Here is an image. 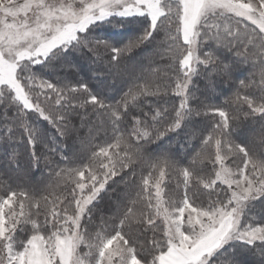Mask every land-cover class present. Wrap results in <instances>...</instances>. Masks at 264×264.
Instances as JSON below:
<instances>
[{
	"label": "snow or ice",
	"instance_id": "obj_1",
	"mask_svg": "<svg viewBox=\"0 0 264 264\" xmlns=\"http://www.w3.org/2000/svg\"><path fill=\"white\" fill-rule=\"evenodd\" d=\"M113 17H143L140 34L124 43L95 35V29L112 23ZM149 44L154 47L144 61L154 63L163 48L172 61V75L158 79V70L146 72L144 66L128 70V61ZM77 58L104 70L94 71V76L110 75L109 90L116 86L119 99L113 103L94 92L82 76L75 83L54 82L35 70L42 65L55 71L53 61H60L59 67L78 74ZM198 65H209L211 72ZM245 65L258 70L259 83L233 80ZM199 76L207 81L206 96L190 90ZM218 84L236 89L225 101L237 105L232 115L225 106L208 102ZM169 97L179 98V103ZM0 106H15L17 115L9 118L7 127L24 133L0 136V145L8 146L7 162L18 168L21 154L14 141L26 138L28 163L39 166L43 161L46 167L54 166V172L59 167L55 156L61 154L57 148L65 147L44 142L30 114L47 121L60 137L72 131L74 118L83 122L93 115L91 138L114 140L93 151L87 163L56 172L70 179V199L59 210L56 205L63 201L53 200L42 220L34 197L29 199L38 210L25 211L26 192L9 190L0 197V264H240L225 249L233 241L255 246L262 258L259 264H264V222H250L247 214L253 201L264 198V0H0ZM209 114L219 119L204 136L207 128L198 127V118ZM248 118L259 123V144L231 138L239 122ZM181 129L188 143L202 140L183 168L167 152L149 151V145ZM204 160L212 165L207 176L200 175ZM137 168L151 171L137 182ZM165 169L184 177L179 201L163 199ZM153 172H158L154 179ZM190 177L206 190V203H197ZM109 180L125 185L124 201L117 203L111 221L114 234H90L94 202L104 199ZM41 199L47 202V197ZM138 203L143 205L139 214L133 210ZM142 237L150 243H140ZM82 245L87 251H81Z\"/></svg>",
	"mask_w": 264,
	"mask_h": 264
},
{
	"label": "trees",
	"instance_id": "obj_2",
	"mask_svg": "<svg viewBox=\"0 0 264 264\" xmlns=\"http://www.w3.org/2000/svg\"><path fill=\"white\" fill-rule=\"evenodd\" d=\"M111 20L112 23L104 22L102 26L97 27L95 29V35L111 40L113 43H124L129 38L140 34V22H142L144 18L113 17ZM113 23L120 24L122 26L113 27ZM153 47V45L149 44L144 48L138 49L133 57L128 61V70L136 72L140 71V68L144 66L143 70L146 72L158 70L160 73V77L158 79H162L164 73L172 75L173 73L169 70V65L172 64V61L169 58V54L163 48L161 49L162 55L154 57V63L149 65L144 61L143 57L147 55L144 53L151 52ZM75 62L76 67L79 69L78 74L75 69L59 67L60 61H53V65L56 69L55 71L52 68H45L42 65H36L35 70L42 71L45 78L51 79L54 82L57 79H68L75 83L82 76L85 81L89 82V86L94 92L102 93L109 101L116 98L119 99V92L116 86H112L111 90H109V86L112 85V78L110 75H93L94 71H104L103 69H96L95 66L90 65L87 60L77 58ZM197 67L207 68L208 71L211 72L209 65H198ZM253 72L257 73L255 77H253ZM236 79H255V81L259 83L258 70H248V66L245 65L243 68L238 69L234 74L233 80ZM195 89H199V91L196 92L197 95H208L207 81L202 76L193 78V84L190 85V90ZM125 91H127V89H125ZM235 91L236 89L231 85L218 84L216 90L208 96V102L217 106H225L229 111V114L232 115L237 105L233 103L231 106H227L225 105V101H227L229 97H232ZM140 99H143V97ZM149 99L154 101L156 98L149 97ZM169 99H174L177 104L179 103V98L169 97ZM111 102L114 103L115 101ZM81 111L83 112L85 110L82 109ZM145 111H147V109H145ZM16 115L17 112L15 106L6 110L0 106V136L7 133L12 137H23L24 133L22 129L16 128L9 132L7 127L9 118H14ZM30 119L33 124L41 130L43 134L42 140L44 142H47L50 145L53 144V142H55L56 145H65V147L57 148V151L61 152L60 155L55 156V160L59 167H56L54 172V166L49 165L46 167L43 161H41L39 166H31L27 160L26 138L22 141H14L17 150L21 154V157L18 158L19 168L17 167V163L9 164L7 162V144L0 145V179L6 181V183H0V197H6L9 190L26 192L28 196L23 198L25 211L35 213L38 210L35 202L29 199V197H34L35 201H39V211L41 212V215L38 219L42 220L43 213L45 211H50L53 207V200H56L59 197L60 200L63 201V203H58L56 205L59 210L63 208L64 204L67 203V200L70 199V197L67 196V190L71 187L70 179L67 177H58L56 172H59L60 168L78 167L81 164L87 163L88 157L93 151H98L100 146H106L107 143H114V140L109 139V137L101 136H97L95 139L91 138L90 129L92 128V123L96 122V117L93 115L86 116L83 122L80 117L74 118L71 125L72 131L64 137H60L56 133V130L47 121L39 119L34 114H30ZM218 119V117H213L210 114L198 118L200 121L198 127L207 128V131L203 133L204 136H207L208 132L211 131V125ZM258 120L259 118L257 117V121ZM89 121L92 123H89ZM185 131V129H181L178 132L170 133L161 141L149 145V151L152 152L153 155H160L167 152L173 160L179 162L182 168L188 167L191 157L195 155V152H192L194 147L196 148V151H199L202 140L199 138L192 139L191 142L188 143ZM259 136V123L253 121L252 118H248L239 122V127L233 130L231 138L237 143L240 141H247L248 139L250 141L255 139L256 143L259 144ZM121 147H123V145H121ZM37 148L40 150L42 145H38ZM226 163L230 167L233 166L231 159L226 161ZM211 168L212 165L208 162V160H204V162L199 165V169L201 170L200 175L207 176L210 173ZM97 171L99 172V169H97ZM124 171L127 172L130 171V169H124ZM149 171L151 170L148 168H137V175L135 177L137 182L141 180L142 176L147 177ZM85 176L87 178V172L85 173ZM157 176L158 172H153V179ZM113 179L119 180L118 177ZM164 180L163 188L165 200L167 201L168 199H172L179 201L182 199L184 181L183 175L169 169H165ZM178 184L181 185L180 188H177ZM190 190L196 192L199 196L197 203L207 202V197L204 194L206 190H203L202 184L198 185L196 183V177H190ZM102 195L104 196V199L94 202L95 210L92 215V222L94 226H88V232L90 234L101 230L105 233L114 234L111 229V221L115 216L117 203L124 201L125 185L123 183L114 185L112 180H109L108 185H106V192L102 193ZM41 197H47V202L42 200ZM133 198H135L134 195ZM262 201H264V198L253 201L251 206L247 209L250 222L253 218L255 223L264 222V203H262ZM15 206V209L18 210L17 204H15ZM133 210L139 214V212L143 210V205L138 203ZM156 222L157 224L162 223L159 219ZM82 224H86V218L83 220ZM28 228H31L30 224L28 225ZM23 235L24 234H21V238H23ZM148 235L150 236V234ZM140 243H150V240L142 237L140 239ZM225 249L228 252L233 253L240 261V264H259V261L262 259L256 253L255 246L244 244L241 241L230 242V245H226ZM81 251L84 252L87 251V249L83 247Z\"/></svg>",
	"mask_w": 264,
	"mask_h": 264
},
{
	"label": "rangeland",
	"instance_id": "obj_3",
	"mask_svg": "<svg viewBox=\"0 0 264 264\" xmlns=\"http://www.w3.org/2000/svg\"><path fill=\"white\" fill-rule=\"evenodd\" d=\"M250 23V22H249ZM148 53H150V52H146V53H144V54H148ZM85 178H86V176H85ZM164 181L165 180H163V182H162V184H161V188H162V195H163V199L165 200V196H164V188H163V183H164ZM166 201V200H165ZM11 207L12 208H14L15 209V203H13L12 205H11ZM9 211V209L8 208H5V213H7ZM5 219H6V221H8V217L6 216L5 217ZM83 222V220L81 221V223ZM87 238V237H86ZM82 248H83V245L81 246V250H82Z\"/></svg>",
	"mask_w": 264,
	"mask_h": 264
}]
</instances>
